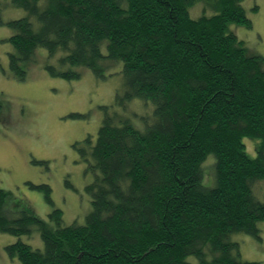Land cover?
<instances>
[{
  "label": "trees",
  "instance_id": "1",
  "mask_svg": "<svg viewBox=\"0 0 264 264\" xmlns=\"http://www.w3.org/2000/svg\"><path fill=\"white\" fill-rule=\"evenodd\" d=\"M9 1L29 13L7 23L18 79L41 49L47 71L68 80L80 78L76 67L104 77V62H121L120 100L150 101L154 119L142 131L107 115L96 140L74 143L94 174L84 224H64L60 209L48 221L14 210L0 189V232L21 237L36 228L44 244L18 240L5 246L8 256L20 264H256L242 260L234 240L261 239L264 221L256 193L264 181V57L228 29L253 27L243 0ZM199 2L215 12L192 18ZM246 137L258 140L255 158ZM28 185L52 203L49 184Z\"/></svg>",
  "mask_w": 264,
  "mask_h": 264
},
{
  "label": "rangeland",
  "instance_id": "2",
  "mask_svg": "<svg viewBox=\"0 0 264 264\" xmlns=\"http://www.w3.org/2000/svg\"><path fill=\"white\" fill-rule=\"evenodd\" d=\"M242 4L253 27L229 24L228 29L245 42L250 54L264 57V0H243ZM213 12L207 2L190 9L192 18ZM23 17H29L26 10L9 0H0V189L11 193L7 205L14 210L25 208L48 221L49 215L60 209L64 224H84L91 211L86 187L94 180V174L74 143L89 135L96 140L107 115L129 119L144 131L154 119V106L141 99L120 100L126 92L121 62H104V77L90 68L76 67L80 78L68 80L47 71V51L41 49L36 62L28 64L25 78L18 79L9 62L13 47L8 39L13 32L7 23ZM71 113L82 117H70ZM244 143L248 156L255 158L258 140L246 137ZM212 158L204 164L207 183L212 181ZM28 182L49 184L52 203L44 192L30 188ZM256 193L264 201V181L257 183ZM259 228L261 239L243 233L234 237L240 244L243 261L264 264V221ZM18 240L33 248L44 246L36 228L21 237L0 232V264H20L5 251L6 245Z\"/></svg>",
  "mask_w": 264,
  "mask_h": 264
}]
</instances>
